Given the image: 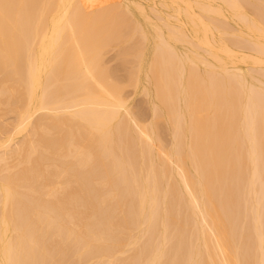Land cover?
<instances>
[{
    "label": "bare ground",
    "instance_id": "6f19581e",
    "mask_svg": "<svg viewBox=\"0 0 264 264\" xmlns=\"http://www.w3.org/2000/svg\"><path fill=\"white\" fill-rule=\"evenodd\" d=\"M154 5L0 0V264H264V0Z\"/></svg>",
    "mask_w": 264,
    "mask_h": 264
},
{
    "label": "rangeland",
    "instance_id": "374dc122",
    "mask_svg": "<svg viewBox=\"0 0 264 264\" xmlns=\"http://www.w3.org/2000/svg\"><path fill=\"white\" fill-rule=\"evenodd\" d=\"M147 1V2H146ZM160 0H142V2H144V4H145V6H146V8H147V10H148V13L150 14V16L154 19V21H157V14L156 13H154L153 14V12H150V11H152L151 9H150V7L152 6V5H154V3L156 4V5H154V6H156L157 8H160L162 11H163V8H161L159 5H158V2H159ZM150 10H149V9ZM152 15H155L154 17L152 16ZM179 47L180 48H182V46L181 45H179ZM110 51V50H109ZM109 51H108V54L106 53V56H105V60H107V63L108 64H110V65H113V64H115V61H114V56H112V55H115V51L114 50H112L113 52L110 54L109 53ZM148 55H150L151 56V50H148ZM109 56V57H108ZM112 56V58H110ZM150 57L148 56V61H147V64L149 63V59ZM109 59H112L113 61H111V60H109ZM109 61H111L110 63H109ZM147 69V68H146ZM144 80V81H143ZM143 80H142V85H145V79L143 78ZM129 89V88H128ZM128 89H127V91H128ZM129 91H131V89L129 90ZM128 91V92H129ZM153 90H151V92H152ZM130 94L132 93V91L131 92H129ZM134 93H132V95L131 96H133L132 97V99L130 98L129 100H130V103L131 104H133V105H135L136 103H138L139 102V100L138 99H140L141 98V93H140V91L137 93V94H134ZM153 95H154V91H153V93H152ZM130 97V96H129ZM140 97V98H139ZM141 100H142V98H141ZM152 100L153 101H155L156 99L154 98V96H153V98H152Z\"/></svg>",
    "mask_w": 264,
    "mask_h": 264
}]
</instances>
